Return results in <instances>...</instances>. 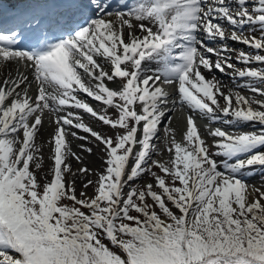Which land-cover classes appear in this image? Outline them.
Segmentation results:
<instances>
[{"label": "snow or ice", "instance_id": "snow-or-ice-1", "mask_svg": "<svg viewBox=\"0 0 264 264\" xmlns=\"http://www.w3.org/2000/svg\"><path fill=\"white\" fill-rule=\"evenodd\" d=\"M10 65L0 264H264V0H0ZM177 105L182 141L165 129L171 158L155 160ZM70 138L102 148L101 170Z\"/></svg>", "mask_w": 264, "mask_h": 264}, {"label": "rangeland", "instance_id": "rangeland-1", "mask_svg": "<svg viewBox=\"0 0 264 264\" xmlns=\"http://www.w3.org/2000/svg\"><path fill=\"white\" fill-rule=\"evenodd\" d=\"M257 33H258V31H257ZM230 46L238 48V49L241 48L240 45H236L233 43H230ZM233 55H235V54H233ZM218 75L219 74H217V77H218ZM223 84H225V83H223ZM225 85L228 86L229 88L232 87L228 84H225ZM92 103L97 104L95 102H92ZM221 103H223V102L221 101ZM179 111H180V108L177 106L173 112L169 113V115L171 116V121H174V124H175V128H174L175 138L177 141H182V133L185 129V121H184V118H181ZM53 119H54V117H53ZM85 123L91 124V126L97 131H100L102 133L111 134V132L109 131V129L106 126H101V124H99V123L93 124V122L90 120H87V118H85ZM168 125H169V121L166 118L165 122L160 127L161 133H160L159 137L157 139H155V141H153V143H155L154 144L155 147L159 146V148L161 150L163 149V151L161 153L156 154L153 157V159H155V160H160L162 158L161 162L168 161L171 158V154L167 151V148L170 146L171 135L166 134V131H165V129L168 128ZM54 128H55V124L50 123L49 119L47 117H45L44 125L41 128V131L39 133L38 140H37V143L42 145V152L44 155L45 167L47 165L49 166V163L52 164V161L48 159L50 149L47 146V141L50 139ZM79 134L83 135V133H79ZM162 134H165L167 136V138H165V145L162 144L163 142L159 141V138L162 137ZM70 140H71V148H72L73 152H75L77 155L83 157L84 161L89 164L90 168L93 169V171L101 170V168H102L101 157L103 155L102 148L97 147L94 143L86 144L85 145L86 147H92L93 148L94 154L89 156L86 153H84L83 151H81V149H80V145L84 144L85 143L84 141H81V140H78L75 138H70ZM71 159L75 160L74 158H70V162H72ZM95 178L96 177L94 175L87 177V179H92V180H95ZM256 178H259L261 180V178L259 176H257ZM80 181L82 183L81 185L83 186L84 181L82 179H80ZM143 183H144L143 180L137 181V184H143ZM86 191L88 192L89 195H92L93 188L89 187Z\"/></svg>", "mask_w": 264, "mask_h": 264}, {"label": "bare ground", "instance_id": "bare-ground-1", "mask_svg": "<svg viewBox=\"0 0 264 264\" xmlns=\"http://www.w3.org/2000/svg\"><path fill=\"white\" fill-rule=\"evenodd\" d=\"M257 34H259V33H257ZM240 46H241V45H240ZM242 47H243V46H241V48H242ZM243 50L247 51L246 48L243 49ZM16 68H17L16 65H10L9 68H2V66H0V80H3V79L5 78V76H6V75L8 74V72H9V70H11L13 76H15V75L17 74V72H16ZM19 71H20V72H25V73H27V70L24 69V68H20ZM29 78L31 79V75H30V74H29ZM217 78L220 79V80H222L223 83L232 86V81H230L226 76H223L222 74H219ZM225 84H224V85H225ZM111 86H112V85H111ZM93 106L96 107L97 104H94V103H93ZM169 113H171V112H169ZM85 118H87V120H89L87 116H85ZM165 120H166V119H165ZM92 122H93V121H92ZM164 122H165V121H164ZM96 123H97V122H93V124H96ZM97 125H98V124H97ZM174 128H175L174 121H171V122L169 123L167 129H172V130H174ZM159 135H160V131H159V133H158V136H159ZM157 138H158V137H157ZM157 138H156V139H157ZM165 138H167V136H166L165 134H162V137L159 138V141H160V142H163V143H162L163 145H165ZM42 139H43V138H42ZM40 140H41V139H40ZM154 144H155V143H154ZM47 146H48V144H47ZM48 147H49V146H48ZM155 148H156V154H159V153H161V152L163 151V149L161 150V149L159 148V146H156ZM156 154H154L153 157H154ZM71 160H72L71 165H72L73 170H76V169H78L79 167L82 166V165H80L76 160H73V159H71ZM161 160H162V158L160 159V161H161ZM84 162H85V161H84ZM85 164L88 165V167H90L89 164H88L87 162H85ZM50 165H51V163H49V166H50ZM49 166L47 165L46 167H44V171H47V169H48ZM80 179H81V178H79V177L77 178V188H79V189L82 188V185H81L82 183H81ZM253 182L256 183V184L259 186V184L261 183V180H260L259 178H256Z\"/></svg>", "mask_w": 264, "mask_h": 264}]
</instances>
